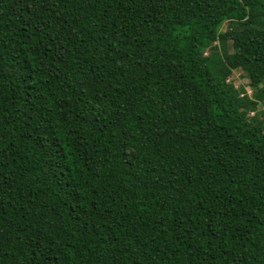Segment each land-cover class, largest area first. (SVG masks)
<instances>
[{
  "label": "trees",
  "instance_id": "obj_1",
  "mask_svg": "<svg viewBox=\"0 0 264 264\" xmlns=\"http://www.w3.org/2000/svg\"><path fill=\"white\" fill-rule=\"evenodd\" d=\"M261 106L264 0H0V264H264Z\"/></svg>",
  "mask_w": 264,
  "mask_h": 264
},
{
  "label": "rangeland",
  "instance_id": "obj_2",
  "mask_svg": "<svg viewBox=\"0 0 264 264\" xmlns=\"http://www.w3.org/2000/svg\"><path fill=\"white\" fill-rule=\"evenodd\" d=\"M219 51L223 53L222 48H220ZM229 81L232 82L235 87L243 88L248 96L252 95V90L249 87L248 79L241 70L234 71L233 74L230 76ZM258 112L259 114H261L260 117H264V106L259 107ZM252 115L253 114L251 113L250 116Z\"/></svg>",
  "mask_w": 264,
  "mask_h": 264
}]
</instances>
